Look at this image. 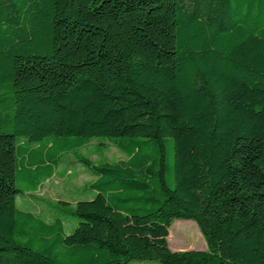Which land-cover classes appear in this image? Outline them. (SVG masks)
I'll return each instance as SVG.
<instances>
[{
	"label": "trees",
	"instance_id": "16d2710c",
	"mask_svg": "<svg viewBox=\"0 0 264 264\" xmlns=\"http://www.w3.org/2000/svg\"><path fill=\"white\" fill-rule=\"evenodd\" d=\"M96 137L126 158L42 206ZM133 262L264 264V0H0V264Z\"/></svg>",
	"mask_w": 264,
	"mask_h": 264
},
{
	"label": "rangeland",
	"instance_id": "374dc122",
	"mask_svg": "<svg viewBox=\"0 0 264 264\" xmlns=\"http://www.w3.org/2000/svg\"><path fill=\"white\" fill-rule=\"evenodd\" d=\"M87 159L91 164H100L102 162H115L123 160L126 155L110 143L104 137H96L89 144L78 148L75 151L61 154L59 166L56 169V175L50 180L43 183L38 191L32 192L31 195L40 198L42 206L49 204L50 206H60V200L68 201L72 206L78 198L83 195L79 191L83 187H87L95 180V176L88 173V168L79 159ZM89 192V196L82 199H89L93 193ZM20 207L40 212V205L36 204L26 194L18 199ZM46 204V205H45ZM75 221L67 228L70 232ZM167 242L171 251L184 250H206L207 243L200 232L197 224L193 220L176 219L173 220L168 228ZM130 264H157L156 262H133Z\"/></svg>",
	"mask_w": 264,
	"mask_h": 264
},
{
	"label": "crops",
	"instance_id": "0c3cea01",
	"mask_svg": "<svg viewBox=\"0 0 264 264\" xmlns=\"http://www.w3.org/2000/svg\"><path fill=\"white\" fill-rule=\"evenodd\" d=\"M47 182V181H46ZM41 187V186H40Z\"/></svg>",
	"mask_w": 264,
	"mask_h": 264
}]
</instances>
